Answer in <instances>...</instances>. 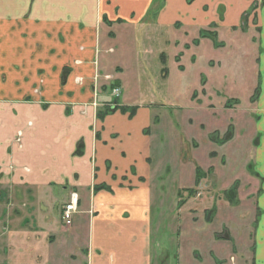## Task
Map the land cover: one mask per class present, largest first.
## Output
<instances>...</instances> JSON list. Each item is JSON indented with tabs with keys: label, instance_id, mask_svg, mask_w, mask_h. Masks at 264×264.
Returning <instances> with one entry per match:
<instances>
[{
	"label": "crops",
	"instance_id": "crops-1",
	"mask_svg": "<svg viewBox=\"0 0 264 264\" xmlns=\"http://www.w3.org/2000/svg\"><path fill=\"white\" fill-rule=\"evenodd\" d=\"M245 18L260 32L253 264H264V0H0V195L22 212L12 218L3 202L2 219L35 228L10 233L4 224L0 264H171L154 241L153 111L126 106L135 105L124 92L136 81L115 62L116 39L154 26L169 44L171 32L220 35ZM113 82L124 105L100 114ZM56 191L60 215L58 199L49 201ZM72 193L78 210L68 226L62 211Z\"/></svg>",
	"mask_w": 264,
	"mask_h": 264
},
{
	"label": "rangeland",
	"instance_id": "rangeland-1",
	"mask_svg": "<svg viewBox=\"0 0 264 264\" xmlns=\"http://www.w3.org/2000/svg\"><path fill=\"white\" fill-rule=\"evenodd\" d=\"M247 20L236 31H211L208 37L197 29L171 32L170 45L154 34V26L144 35L116 39L115 62L124 66L128 83L136 81L124 92L135 105L126 106L153 111L147 133L154 139V241L170 253L171 264H206L207 256L213 258L208 264H253L262 182L257 170L261 46L256 20L252 26ZM203 38L208 42L202 44ZM114 87L115 82L102 89L100 114L124 105L122 89L116 96ZM99 91L97 85L96 95ZM56 196L57 191L49 201L58 199L60 215L63 198ZM3 202L12 218L22 216L0 195V208ZM2 213L1 208L0 240L5 223L10 233L35 229L31 219L11 223Z\"/></svg>",
	"mask_w": 264,
	"mask_h": 264
},
{
	"label": "built area",
	"instance_id": "built-area-1",
	"mask_svg": "<svg viewBox=\"0 0 264 264\" xmlns=\"http://www.w3.org/2000/svg\"><path fill=\"white\" fill-rule=\"evenodd\" d=\"M110 78V77H108ZM113 93L118 96L120 94V88L119 87H114L113 88ZM78 210V196L76 193L71 194L70 201L65 204L63 211H62V216L65 221V224L70 226L73 223L74 215Z\"/></svg>",
	"mask_w": 264,
	"mask_h": 264
}]
</instances>
